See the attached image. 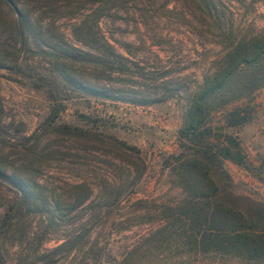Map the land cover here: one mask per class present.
I'll return each instance as SVG.
<instances>
[{
    "label": "trees",
    "instance_id": "trees-1",
    "mask_svg": "<svg viewBox=\"0 0 264 264\" xmlns=\"http://www.w3.org/2000/svg\"><path fill=\"white\" fill-rule=\"evenodd\" d=\"M48 1L47 8L39 12L49 9ZM89 1L91 5L97 3L88 12L79 8L70 12L74 16L71 41L43 23V15L32 17L28 10L18 5V0H0V13L10 21L0 41V68L13 67L19 52L28 48L25 45L31 39L47 56V62L63 86L71 90L137 104L173 97L182 99L177 127L179 148L165 160L169 181L179 188L180 196L172 202L154 203V214L145 215L155 225L141 234L122 257H113L106 264H134L141 258L163 261L182 254L232 257L250 264H264V204L259 201L239 203L228 187V174L222 166L227 159L250 169L236 133L228 128L240 126L252 117V108L241 102L264 85V32L238 26L237 7L233 1L241 4L242 0H181L185 15H194L201 25L214 29L210 33L218 46L212 65L202 72L199 81L189 85L167 74L166 68L145 70L138 58L122 54L106 37L96 34L93 29L96 20L101 15L111 14L112 7L126 0ZM13 70L34 85L44 86L50 97L58 102L59 90L45 75L30 74L20 70L19 65ZM144 71L151 74L149 85L133 87L128 83L134 81L132 76L143 77ZM81 115L92 123L95 121ZM51 129L56 133L100 139L87 129L64 123ZM39 135L40 132L33 130L13 141L0 131V144L22 149L18 164L6 159V155L0 156V184L11 193L0 211V264H8L2 251L7 245L14 247L16 252L13 264H53L84 245L92 251V257L89 256L92 264H105L102 247L97 246L95 251V241H89V221L93 214H88L83 221L82 214H77L79 225L78 222L76 227L69 225L60 242L40 251V245L51 232L66 219H73L70 218L73 214L68 213L79 208L88 196V188L85 187L79 197H60L54 196L51 190L43 191L35 177L38 153L27 144V140L36 141ZM110 139L100 141L118 151L134 148L114 137ZM254 171L258 178L263 177L264 155ZM138 175L139 172L135 177ZM74 186L81 188L84 184L79 182ZM108 188L106 192L111 201H118L123 188L119 185ZM33 220L36 227L31 230Z\"/></svg>",
    "mask_w": 264,
    "mask_h": 264
},
{
    "label": "rangeland",
    "instance_id": "rangeland-1",
    "mask_svg": "<svg viewBox=\"0 0 264 264\" xmlns=\"http://www.w3.org/2000/svg\"><path fill=\"white\" fill-rule=\"evenodd\" d=\"M242 1L241 4L233 1L237 7L238 26L264 32V0ZM46 2L18 0V5L28 10L32 17L43 15V23L60 31L71 41L74 16L70 12L79 8L86 13L97 3L91 5L89 0H49V9L39 12L41 8H47ZM181 2L126 0L112 7L111 14L101 15L93 24V29L96 34L106 37L117 51L130 58H138L145 70L166 68L169 70L167 74L192 85L212 65L218 46L210 33L214 29H207L206 24L201 25L194 15H185ZM0 14L1 41L10 21L4 18L3 13ZM26 46L27 49L19 52L13 67L0 68V131L13 141L33 130L40 132L36 141L29 139L27 144L38 153L35 177L42 184L43 191L51 190L54 196L79 197L85 192L84 188H88V196L79 208L68 213L75 214V217L71 215V221L66 219L51 232L39 249L44 251L51 248L62 240L69 225L76 227L80 219L83 221L88 214H93V219L89 221V241H95V251L97 246L102 247V258L106 264L113 257H122L123 252L141 234L155 225L145 215L154 214V203L172 202L180 196L179 188L169 181L165 160L168 154L179 148L177 127L182 99L173 97L150 104H137L71 90L63 86L62 80L47 62V56L38 50L31 39H28ZM18 65L20 70L30 74L45 75L59 90L58 102L50 97L44 86L34 85L28 78L15 72L13 68ZM147 71H144L143 77L132 76L134 81L128 83L133 87L149 85L151 74ZM243 102L252 108V117L228 130L236 133L250 169L227 159L223 160L222 166L228 174V187L239 203L259 201L264 204V173L262 178L254 173L260 157L264 155V85L245 96L241 104ZM81 114L95 121L92 123ZM60 123L87 129L92 136L94 134L104 141L114 137L134 148L118 151L100 139L56 133L51 129ZM21 152L19 147L8 148L0 144V156L6 155V159L15 164L20 162ZM137 172L139 175L135 177ZM79 182L84 186H74ZM113 185L123 188L118 201H111L109 192H106ZM9 195L10 190L0 184V211ZM77 214H82L80 219ZM34 220L31 221V230L36 227ZM2 251L8 264H13L14 247L7 245ZM89 256L92 257V251H88L87 245H84L79 250H71L53 264H77L80 261L92 264ZM134 264L250 263L232 257L182 254L163 261L141 258Z\"/></svg>",
    "mask_w": 264,
    "mask_h": 264
},
{
    "label": "water",
    "instance_id": "water-1",
    "mask_svg": "<svg viewBox=\"0 0 264 264\" xmlns=\"http://www.w3.org/2000/svg\"><path fill=\"white\" fill-rule=\"evenodd\" d=\"M20 34V33H19Z\"/></svg>",
    "mask_w": 264,
    "mask_h": 264
}]
</instances>
